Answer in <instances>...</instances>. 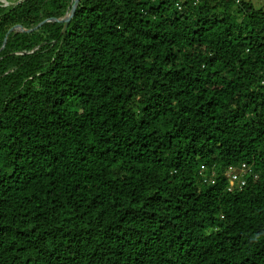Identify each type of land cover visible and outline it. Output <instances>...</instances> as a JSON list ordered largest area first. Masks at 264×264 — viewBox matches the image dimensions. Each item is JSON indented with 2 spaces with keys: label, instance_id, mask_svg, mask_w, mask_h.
I'll list each match as a JSON object with an SVG mask.
<instances>
[{
  "label": "trees",
  "instance_id": "trees-1",
  "mask_svg": "<svg viewBox=\"0 0 264 264\" xmlns=\"http://www.w3.org/2000/svg\"><path fill=\"white\" fill-rule=\"evenodd\" d=\"M6 1L0 264H264V10Z\"/></svg>",
  "mask_w": 264,
  "mask_h": 264
},
{
  "label": "built area",
  "instance_id": "built-area-1",
  "mask_svg": "<svg viewBox=\"0 0 264 264\" xmlns=\"http://www.w3.org/2000/svg\"><path fill=\"white\" fill-rule=\"evenodd\" d=\"M178 6V8H180V5L176 4ZM247 171L245 165H242V167L238 170L236 168H232L231 166L228 168V175L230 180L232 181H238L240 179V173H245ZM242 179L239 180V182ZM243 183L245 182V180L242 181Z\"/></svg>",
  "mask_w": 264,
  "mask_h": 264
},
{
  "label": "rangeland",
  "instance_id": "rangeland-1",
  "mask_svg": "<svg viewBox=\"0 0 264 264\" xmlns=\"http://www.w3.org/2000/svg\"><path fill=\"white\" fill-rule=\"evenodd\" d=\"M245 1H250L256 9L264 10V0H245ZM225 175L230 183V187L233 188L235 186V183H237V181L230 180L228 175V169L226 170ZM242 181L243 180L240 181V184H238V186H243L245 184V182L243 183Z\"/></svg>",
  "mask_w": 264,
  "mask_h": 264
},
{
  "label": "water",
  "instance_id": "water-1",
  "mask_svg": "<svg viewBox=\"0 0 264 264\" xmlns=\"http://www.w3.org/2000/svg\"><path fill=\"white\" fill-rule=\"evenodd\" d=\"M22 1H24V0H18L17 2H15V3H13V4H18V3L22 2ZM0 2L3 3L4 6L9 5V3H8L6 0H0ZM74 6H75V5H74ZM74 6L72 7L71 12H70L68 15L65 16L66 18H69V17L71 16V14H72V12H73V9L75 8Z\"/></svg>",
  "mask_w": 264,
  "mask_h": 264
}]
</instances>
